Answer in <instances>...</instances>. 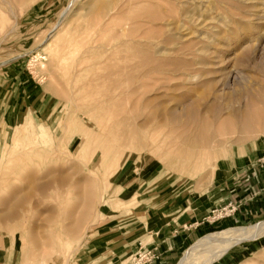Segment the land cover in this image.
Instances as JSON below:
<instances>
[{
  "label": "rangeland",
  "instance_id": "374dc122",
  "mask_svg": "<svg viewBox=\"0 0 264 264\" xmlns=\"http://www.w3.org/2000/svg\"><path fill=\"white\" fill-rule=\"evenodd\" d=\"M85 1L0 0V212L22 197L16 216L0 221V264H136L135 250L120 254L140 223L200 209L207 219L164 263L178 264L212 232L263 222L264 211L220 217L237 208L229 198L238 175L264 168V0L205 3L218 24L209 49L219 54L203 74L192 55L150 60L141 49L175 47L157 19L177 8L170 0L127 2L112 22L116 0L96 9ZM206 136L215 143L203 156ZM97 195L107 206L101 222ZM226 253L204 264L228 255L264 264V236Z\"/></svg>",
  "mask_w": 264,
  "mask_h": 264
},
{
  "label": "bare ground",
  "instance_id": "6f19581e",
  "mask_svg": "<svg viewBox=\"0 0 264 264\" xmlns=\"http://www.w3.org/2000/svg\"><path fill=\"white\" fill-rule=\"evenodd\" d=\"M111 0H86L85 5L89 7V9H96V8H103L107 4L110 3ZM133 0H116L114 4H112V7L109 8L108 12L106 13L105 17H108L110 19V22L114 19V13L120 11L121 9L125 8L127 6V2H132ZM170 3H173L177 6V8L171 9L169 7V10H166L168 12V16H164L157 19H163V22L165 23V26H167L168 30L166 33H163L162 36V42L163 43H171L175 47H167L160 44H154L152 41H147V43L143 44L141 46V49L145 53V56L147 59L155 58L161 61H170L173 59H176V56L180 54H186V55H192L193 58H195V63L192 65L196 66L195 71L198 70V72L203 73H210V68H207V65H210L207 63V60H213V58H217L216 51H210L209 47L210 44L213 42L214 39H216V33L214 29H218V24L215 25H209L208 23V16L205 15V3L209 0H170ZM122 2V4H121ZM208 3V2H207ZM209 5V4H208ZM122 6H124L122 8ZM227 7V6H226ZM107 11V10H106ZM105 11V12H106ZM81 12V11H79ZM105 14V13H104ZM218 22L216 18L211 17ZM228 21L223 20L222 25L228 26ZM211 24V23H210ZM221 28V27H220ZM227 28V29H228ZM228 35V34H227ZM197 39L196 44L192 47L191 44H185V42ZM225 43V42H224ZM46 46L43 47V50H48L50 54H54L52 51H54V47L52 46V43L45 42ZM222 51V50H221ZM219 52V51H217ZM222 55V54H220ZM56 56V55H55ZM220 57V56H219ZM209 58V59H207ZM207 59V60H206ZM220 59V58H219ZM218 60V59H217ZM215 62V61H214ZM217 64V63H215ZM213 65V64H212ZM42 67H45V65L42 64ZM190 67V65H189ZM261 70L264 72V65L262 66ZM190 77H197V75H190ZM211 84V83H210ZM218 95V94H217ZM219 96V95H218ZM118 97V95H114L113 97L109 98L111 101L115 100ZM159 97V96H158ZM215 98L217 99V96L215 95ZM220 98V96H219ZM261 98V97H260ZM215 99V100H216ZM153 101L156 100V98L152 99ZM219 100V99H218ZM217 100V101H218ZM197 103H191L188 104V107L192 110V108H195ZM212 107L217 109L219 108L214 103L212 104ZM161 113V112H160ZM165 113V112H163ZM175 114L174 112H166V116L164 118H170L172 115ZM246 114V113H244ZM156 115V113H152L149 118ZM235 116L241 115L240 111L234 112ZM161 116L162 113H161ZM245 116V115H243ZM29 116L27 115L25 119H27ZM24 119V120H25ZM25 125H29L27 120H25ZM264 129V125H261L260 128L256 131L257 134L264 133L262 130ZM25 132L22 128H19L16 133ZM44 131V130H43ZM255 132V133H256ZM44 133H42V136ZM208 141L199 142L207 143L206 147H210L208 151H203V156L206 154H210V151L213 149L214 140L210 141V138L208 136L205 137V140ZM195 141V140H194ZM198 141V140H197ZM211 142V144H210ZM197 143V142H195ZM203 145V144H202ZM202 148H205V146H200ZM150 149V148H149ZM208 152V153H206ZM202 153L201 151L199 154ZM99 180V179H98ZM186 181L187 180H183ZM169 182V181H168ZM177 184V183H176ZM182 184H180L181 186ZM190 185L185 184L183 187L187 188V190L184 191V195H192V191H190L191 187ZM99 186H97L96 190L99 189ZM177 189V188H176ZM98 192V190L96 191ZM104 193V192H103ZM13 197V205L10 207H7L6 210H3L0 212V221L1 220H8L12 217L16 216L15 212V206L18 205V203L21 201L22 197L15 193ZM176 194V193H175ZM139 196H141L140 193L136 194V196L133 198L137 199ZM97 197V205L96 208L99 209L97 213V222L100 221L101 215L103 214V210L107 208L106 206V200H101V202L98 203V195ZM106 198V197H105ZM167 199V198H165ZM125 201V200H124ZM180 200H177L174 205H178L180 203ZM5 205H8V202L4 203ZM119 204V203H118ZM121 204V203H120ZM172 204L169 207H171ZM120 207V205L118 206ZM120 209V208H119ZM128 209V208H127ZM101 222V221H100ZM89 226V225H88ZM86 228V226H85ZM264 236V221L258 222L255 225L251 226H244V227H235V228H229L223 231L218 232H212L209 235L201 238L199 241L194 243L185 253L184 257L178 262V264H204L207 262H212L215 259H217L218 256L226 253L229 249H231L235 244L241 243L245 240H251L256 239L258 237Z\"/></svg>",
  "mask_w": 264,
  "mask_h": 264
},
{
  "label": "crops",
  "instance_id": "0c3cea01",
  "mask_svg": "<svg viewBox=\"0 0 264 264\" xmlns=\"http://www.w3.org/2000/svg\"><path fill=\"white\" fill-rule=\"evenodd\" d=\"M240 175L233 182L238 197L229 198L233 200L232 203L237 204V208L233 211L234 213L228 214L229 218L220 217L226 218L223 219L224 223L235 220V218H249L264 211V168L250 169L246 172L245 177ZM206 219V215L201 213L200 209H197L193 214H187L185 211L175 212V210L164 215L155 213L147 217L146 222L141 221L142 223L135 228L134 234L127 239V248L123 249L120 255L124 256L132 250V252L136 251L135 255L137 256L142 249H147L151 255L155 256V259L144 264H164L194 238L196 229L198 228L199 231L201 224ZM222 219L219 221L221 222ZM235 261V257L228 255L213 264H235ZM84 264H89V262H84Z\"/></svg>",
  "mask_w": 264,
  "mask_h": 264
},
{
  "label": "built area",
  "instance_id": "2783aa9c",
  "mask_svg": "<svg viewBox=\"0 0 264 264\" xmlns=\"http://www.w3.org/2000/svg\"><path fill=\"white\" fill-rule=\"evenodd\" d=\"M263 161H264V157H263ZM150 253L151 252L148 251L147 249H142V251L137 254V262L136 263L137 264H144V263H148L150 261H153L155 259V256L151 255Z\"/></svg>",
  "mask_w": 264,
  "mask_h": 264
}]
</instances>
